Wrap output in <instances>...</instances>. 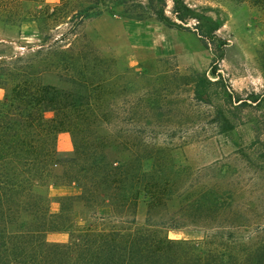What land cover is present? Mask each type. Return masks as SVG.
<instances>
[{"label":"trees","instance_id":"obj_1","mask_svg":"<svg viewBox=\"0 0 264 264\" xmlns=\"http://www.w3.org/2000/svg\"><path fill=\"white\" fill-rule=\"evenodd\" d=\"M61 1L80 3L76 14L62 18L64 24L73 23L71 31L89 18L111 13L139 21L153 18L185 31L194 28L208 48L221 51L219 59L227 45L216 34L222 20L201 15L186 0H171L170 15L168 0ZM232 1L257 7L264 16V0ZM61 9L44 0H0V28L21 31L28 21L50 26ZM65 35L49 47L65 41ZM5 42L0 38V44ZM70 45L53 49V58L40 63L36 58L0 55V89L5 92L0 100V264H264V241L245 246L168 238L169 229L198 226L206 217L213 220L219 196L213 191L185 196L194 188L185 168L176 163L168 146L149 142L144 132L113 133L108 141L100 137L99 129L108 122L101 112L104 102L93 96L100 84L92 87L82 72L86 62L80 65L78 57L72 59ZM45 74L57 77L65 88L43 82ZM155 106L140 105L149 112ZM47 112L53 118L48 119ZM61 133L70 135L72 152L59 150ZM60 185H77L82 192L57 198L60 210L53 213L49 189ZM78 200L93 222H76L73 207ZM141 203L146 221L137 226ZM104 207L111 215L98 217ZM50 233H66L69 242L51 243Z\"/></svg>","mask_w":264,"mask_h":264},{"label":"rangeland","instance_id":"obj_2","mask_svg":"<svg viewBox=\"0 0 264 264\" xmlns=\"http://www.w3.org/2000/svg\"><path fill=\"white\" fill-rule=\"evenodd\" d=\"M44 1L51 8L62 7L50 26L28 21L21 31L3 32L0 28V38L6 41L0 44V55L36 58L40 63L51 56L53 49H67L71 43L72 59L78 57L80 65L86 62L81 69L93 82L92 87L100 84L93 96L104 102L101 112L108 118L99 129L100 137L108 141L113 133L144 132L149 142L168 146L176 163L185 168L189 184L194 185L185 196L207 191L219 196L220 207L213 220L206 217L198 226L169 229L166 234L170 240L226 245L237 242L245 246L263 243L262 11L232 0H186L201 15L222 20L216 34L227 45L219 59L221 51L208 48L194 28L185 31L153 18L139 21L104 13L71 31L73 23L64 24L62 18L76 14L80 3ZM172 5L168 0V15ZM64 35L65 41L49 47ZM48 36L51 39L42 42ZM42 80L65 88L57 77L45 74ZM4 94L0 89V100ZM238 98L243 101L238 102ZM145 102L156 106L150 112L143 111L140 105ZM46 117L53 118V113L47 112ZM66 144L70 151H65ZM58 148L61 152L73 151L69 134L59 135ZM49 195L51 211L58 213L59 197L50 189ZM73 208L79 225L93 222L85 215L81 201H76ZM110 215L107 207L98 211V217ZM145 221L146 206L141 203L136 225L142 226ZM47 240L68 243L69 235L50 233Z\"/></svg>","mask_w":264,"mask_h":264},{"label":"crops","instance_id":"obj_3","mask_svg":"<svg viewBox=\"0 0 264 264\" xmlns=\"http://www.w3.org/2000/svg\"><path fill=\"white\" fill-rule=\"evenodd\" d=\"M65 149V151H70L71 147L69 144H66ZM50 192H52L56 197H77L81 194L82 190L77 185H60L52 186L50 188Z\"/></svg>","mask_w":264,"mask_h":264}]
</instances>
